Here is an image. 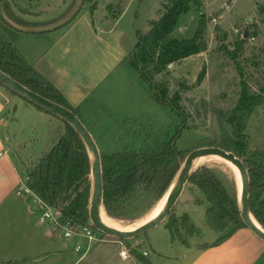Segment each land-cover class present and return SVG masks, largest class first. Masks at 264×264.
I'll return each mask as SVG.
<instances>
[{
    "label": "rangeland",
    "instance_id": "1",
    "mask_svg": "<svg viewBox=\"0 0 264 264\" xmlns=\"http://www.w3.org/2000/svg\"><path fill=\"white\" fill-rule=\"evenodd\" d=\"M77 2L78 0H20L14 8L26 14L34 10L36 16L42 14L44 19L49 20L38 24L39 26L55 27L76 10ZM169 2L170 0H88L80 6L75 16L90 15L97 32L104 20L106 25H113L116 21L118 29L127 32L133 25L131 33L137 43L135 31L139 30L142 35L145 34L152 22L158 20L166 11ZM201 14L207 20L205 29L207 49L168 65L158 74L147 72L152 87L151 97L157 100L164 91H167L166 101L178 103L185 120L182 122L183 130L177 139L176 147L185 152V155L190 152L189 150L231 145L240 152L243 160H256L264 164V104L254 110L241 132L243 136L241 138L235 136L230 123L227 122V117L238 100L242 80L236 70V64L224 52V49L233 50L237 42H242V50L236 53L237 61L243 69L244 80L250 88V93L257 92L259 85L264 81V0H203L200 6H192L187 14L179 17L170 37L192 38ZM98 34L101 38L106 37L102 31ZM52 35L53 33L50 34ZM89 56L90 61L97 59V56L91 57V54ZM135 77L140 80V84L132 91L136 96L137 88L149 86L137 73ZM157 102L162 107L151 102L145 107V113L135 109L131 117L128 116L129 119L116 121V125L102 136L97 137L93 133L100 156L144 150L155 141H164L171 137L176 127L180 125V118L167 105L158 100ZM46 114L50 116L49 121L39 122L37 126L22 112L18 117L17 140L24 141L19 147H14L12 153L22 177L38 158L55 144L59 133L62 135L65 132V126L58 118ZM7 116L9 119L12 117L11 114ZM102 125L107 127L109 121L102 118ZM200 164L212 169L227 187H230L231 179L234 178L239 191L237 178L227 166L208 162L207 159ZM148 177L142 176L131 194L115 205L113 210L116 218L105 215L117 228L139 227L150 217L171 188L166 182L150 184ZM196 198H201L200 193L186 183L174 206L175 214L179 212V215L176 214L179 220L185 218V214L198 222L205 221L204 207L195 204ZM103 213L106 214L105 211ZM167 218L168 216L165 221ZM95 230L96 234L108 238L96 228ZM178 232L182 236L185 234L181 229ZM166 234L168 230L162 222L145 234L131 239V242L143 244L150 241L155 243V240L166 241L168 239ZM218 234L220 236L223 233Z\"/></svg>",
    "mask_w": 264,
    "mask_h": 264
},
{
    "label": "crops",
    "instance_id": "2",
    "mask_svg": "<svg viewBox=\"0 0 264 264\" xmlns=\"http://www.w3.org/2000/svg\"><path fill=\"white\" fill-rule=\"evenodd\" d=\"M19 16L30 23L49 21L42 14L36 16L34 10ZM118 27L116 21L113 25L102 21L98 30L106 37L101 38L91 16L78 14L62 28L42 34H21L14 42L26 62L76 109L77 118L95 144L93 133L102 136L116 125V121L129 119L135 109L145 113V107L151 102L162 107L145 86L137 88L136 96L132 94L140 80L136 79L133 69L123 64V59L135 49V36L131 33L133 25L128 32ZM89 54L97 59L90 61ZM20 112L35 126L39 122L47 123L50 118L0 86V264H142L131 252L127 258L120 255L129 247L147 251L151 264H264V240L249 228H239L214 245L220 236L206 224V219L198 222L185 214L197 233L193 236L184 234L181 240L168 230L166 224L168 239L155 240V243H133L131 240L124 243L102 237L100 241L88 244L77 236L57 238L48 224L40 222L43 204L32 197L16 195L23 181L12 153L13 148L24 141L17 140ZM7 114L12 115L11 119ZM102 118L109 121L107 127H103Z\"/></svg>",
    "mask_w": 264,
    "mask_h": 264
},
{
    "label": "trees",
    "instance_id": "3",
    "mask_svg": "<svg viewBox=\"0 0 264 264\" xmlns=\"http://www.w3.org/2000/svg\"><path fill=\"white\" fill-rule=\"evenodd\" d=\"M19 1L0 0V71L28 90L77 116L76 109L67 103L58 89L40 76L14 47V42L21 34H42L27 32L38 24L27 22L19 16V14H26L14 8ZM87 1L81 0V5ZM202 3L203 0H170L166 11L158 20L152 22L145 34L142 35L139 30L135 31L137 37L135 49L123 59V64L133 69L149 86V89L152 87L147 72L158 74L168 65L207 49L205 39L207 20L203 14L198 20L192 38L170 37L178 24L179 17L187 14L192 6H200ZM242 47V42H237L233 50L224 49V52L236 64V70L242 80L238 100L227 117V122L230 123L233 133L238 138L243 137L241 132L245 129L254 110L264 104V81L259 85L257 92L250 93V88L244 80L243 69L236 57V53L240 52ZM0 86L38 110L46 112L1 83ZM166 92L164 91L157 100L167 105L181 121L171 137L164 141H155L140 151L101 154L102 207L110 218H116L113 210L115 205L131 194L142 176L148 177L151 174L148 177L150 184L166 182L171 187L187 155L192 151L189 150L190 152L185 155V152L176 147L177 139L183 130L182 122L184 123L185 119L177 102L166 101ZM54 117L64 124L65 132L38 158L33 167L23 174V180L43 204L54 212L60 213L62 221L85 225L90 223L91 162L89 153L83 140L71 125L62 118ZM220 148L233 152L244 164L249 183V212L264 231V164L256 160H243L240 152L231 145H222ZM187 183L201 195V198H196L194 202L204 207L206 224L216 233H223L213 243L214 245L228 238L237 229L246 227L240 214L239 191L234 178L231 179L230 187H227L212 169L200 166L190 175ZM165 224L179 240L182 239V235L178 232L180 229L187 236L197 233L189 218L179 220L175 214V208L170 211ZM137 248L129 247L132 256L140 260L142 264H151L148 257H142L139 254Z\"/></svg>",
    "mask_w": 264,
    "mask_h": 264
},
{
    "label": "water",
    "instance_id": "4",
    "mask_svg": "<svg viewBox=\"0 0 264 264\" xmlns=\"http://www.w3.org/2000/svg\"><path fill=\"white\" fill-rule=\"evenodd\" d=\"M81 6V0H78L76 4V10L67 17H65L62 22H60L55 27H43V28H33L28 29L27 32L32 33H45L48 31H53L62 26L68 24L70 20L76 15L78 9ZM0 83L7 87L8 89L12 90L16 94L20 95L21 97L27 99L31 103L39 106L41 109L45 110L46 112L62 118L66 122H68L71 127L79 134L81 139L83 140L87 151L89 153V158L91 162V196H90V203H89V220L91 225L96 228L98 231L102 233L104 236H108L111 238H115L118 240H131L140 235L145 234L149 230L153 229L160 223L164 222L166 217L169 215L170 211L174 208L178 198L183 192L184 186L188 181L190 175L194 172L195 169H192L194 165V161L196 158L201 156L207 155H217L220 158L230 162L234 165L240 176L241 188L239 192V205H240V214L241 218L246 225L254 234L264 240V231H262L256 224H254V219L250 215L249 208H248V175L244 164L242 161L232 152L225 151L221 148L217 147H208V148H200L192 150L186 157L182 167L180 168L178 175L172 184L171 188L168 191V194L165 199V204L161 212L149 222L142 224L141 226L135 228L131 231H123L118 230L109 226H106L102 223L100 214L103 212L102 207V196H103V185H102V171H101V156L96 147L94 140L92 139L91 135L84 127L82 122L74 115L72 112L66 110L65 108L46 100L45 98L35 94L34 92L28 90L27 88L23 87L16 81L12 80L10 77L5 75L3 72L0 71Z\"/></svg>",
    "mask_w": 264,
    "mask_h": 264
},
{
    "label": "built area",
    "instance_id": "5",
    "mask_svg": "<svg viewBox=\"0 0 264 264\" xmlns=\"http://www.w3.org/2000/svg\"><path fill=\"white\" fill-rule=\"evenodd\" d=\"M16 195L32 197L34 201H40L37 196L25 185L24 180L20 186H18ZM43 206L44 210L40 216V222L48 224L57 238L68 239L77 236L84 238L88 244H94L102 239L101 234H96V230L92 227L91 223L80 225L71 223L69 221H62L59 212H54L45 204H43ZM77 249H79V247ZM138 252L142 257H147L149 255L145 250H138ZM120 255L123 258H127L131 256L130 250L124 248L120 252Z\"/></svg>",
    "mask_w": 264,
    "mask_h": 264
},
{
    "label": "bare ground",
    "instance_id": "6",
    "mask_svg": "<svg viewBox=\"0 0 264 264\" xmlns=\"http://www.w3.org/2000/svg\"><path fill=\"white\" fill-rule=\"evenodd\" d=\"M206 159L208 160V162L224 164L225 166H227L230 169V171H232L233 174H235V176L237 178L238 189H239V192H240L241 182H240V176H239V172H238L237 168L234 165H232L230 162L224 160L223 158H220L217 155H207V156H201V157L196 158L195 161H194V165H193L192 169L197 168L198 166H201L202 164H200V162H202V161L204 162V160H206ZM167 194H168V192H167ZM167 194L165 195L163 200H161V203L153 210V212L150 214V217L148 219H146V221L144 223L149 222L150 220L155 218L161 212V210L164 207L165 199H166ZM105 215L106 214L101 212L100 218H101L102 223L104 225H106V226H109V227H112V228H115V229H118V230H123V231H131V230L135 229V228L134 229H120V228H117L116 225H114L113 221L111 219H109L108 217H106ZM254 224H256V226H258V224L255 221H254Z\"/></svg>",
    "mask_w": 264,
    "mask_h": 264
}]
</instances>
